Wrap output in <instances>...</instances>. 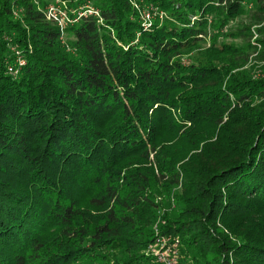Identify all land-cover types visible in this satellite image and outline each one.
Here are the masks:
<instances>
[{
    "label": "trees",
    "instance_id": "trees-1",
    "mask_svg": "<svg viewBox=\"0 0 264 264\" xmlns=\"http://www.w3.org/2000/svg\"><path fill=\"white\" fill-rule=\"evenodd\" d=\"M50 1L0 0V264H264V0Z\"/></svg>",
    "mask_w": 264,
    "mask_h": 264
},
{
    "label": "built area",
    "instance_id": "built-area-1",
    "mask_svg": "<svg viewBox=\"0 0 264 264\" xmlns=\"http://www.w3.org/2000/svg\"><path fill=\"white\" fill-rule=\"evenodd\" d=\"M129 1L138 12L142 25L145 28L150 25L154 18H161L163 16L161 11L151 6L142 5L141 0ZM43 11L46 18L54 22L61 29L74 23L81 15L90 14L99 16L98 9L90 2H85L78 7H72L68 5L66 0H51L44 6ZM60 41L62 44H65L64 35L60 36ZM66 48L68 49L67 45ZM11 52L12 60L7 63V72L16 75L24 64V60L18 48L12 47ZM144 253L145 255L151 256L153 260L147 263L132 262L129 264H179L177 242H173L170 237L165 235H159L156 227L152 244L144 250Z\"/></svg>",
    "mask_w": 264,
    "mask_h": 264
}]
</instances>
